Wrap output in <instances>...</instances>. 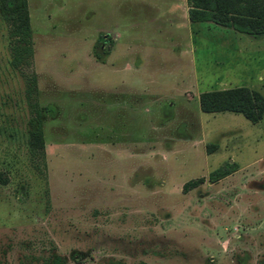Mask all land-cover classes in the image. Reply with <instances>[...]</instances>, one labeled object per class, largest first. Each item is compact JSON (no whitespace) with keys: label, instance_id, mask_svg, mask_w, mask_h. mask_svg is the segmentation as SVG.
<instances>
[{"label":"rangeland","instance_id":"374dc122","mask_svg":"<svg viewBox=\"0 0 264 264\" xmlns=\"http://www.w3.org/2000/svg\"><path fill=\"white\" fill-rule=\"evenodd\" d=\"M185 8L27 0L21 69L0 17V264H264V109L251 123L198 105L199 92L237 85L264 98V34L190 22ZM225 160L234 169L210 180Z\"/></svg>","mask_w":264,"mask_h":264},{"label":"trees","instance_id":"16d2710c","mask_svg":"<svg viewBox=\"0 0 264 264\" xmlns=\"http://www.w3.org/2000/svg\"><path fill=\"white\" fill-rule=\"evenodd\" d=\"M186 14L190 22H212L235 31L258 35L264 34V0H185ZM0 17L7 24L9 64L21 69L32 58L31 32L27 17V0H0ZM24 96L28 106L26 119L28 162L40 170L44 156L41 127V110L36 96L33 72L23 73ZM199 109L204 112L232 111L241 113L255 123L264 109L261 93L244 85L199 92ZM233 163L225 160L208 173L214 180L232 171ZM197 180H188L183 189L195 185ZM53 264H58L54 257Z\"/></svg>","mask_w":264,"mask_h":264},{"label":"crops","instance_id":"0c3cea01","mask_svg":"<svg viewBox=\"0 0 264 264\" xmlns=\"http://www.w3.org/2000/svg\"><path fill=\"white\" fill-rule=\"evenodd\" d=\"M185 5H186V2H185ZM186 8H187V6H186ZM186 8H185V16H186V18H187V14H186ZM188 19V18H187ZM257 77H260L261 78V75H258ZM246 84V83H245ZM247 85V84H246Z\"/></svg>","mask_w":264,"mask_h":264}]
</instances>
